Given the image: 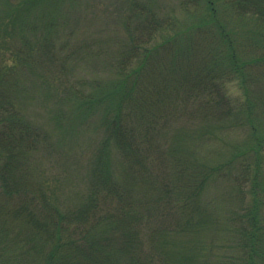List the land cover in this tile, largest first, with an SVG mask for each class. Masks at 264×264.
<instances>
[{
    "label": "trees",
    "instance_id": "obj_1",
    "mask_svg": "<svg viewBox=\"0 0 264 264\" xmlns=\"http://www.w3.org/2000/svg\"><path fill=\"white\" fill-rule=\"evenodd\" d=\"M198 1L181 0L185 24L170 9L135 6L138 20L127 17L112 80L93 83L87 97L76 91L103 138L86 189L74 196L63 198L58 179L53 184L45 170L38 173L45 137L20 115L19 89L3 64L0 264H264L259 162L236 163L264 144V78L249 69L264 66V50L252 57L264 46L248 43L264 36V0ZM18 58L24 65L27 51ZM233 78L244 94L231 101L222 92ZM198 117L223 119L220 129L245 137L223 145L229 157L216 159L212 149L198 164L194 147L218 137L214 126L196 124ZM234 164L241 166L236 206L208 209L203 193ZM250 177L251 187L241 190Z\"/></svg>",
    "mask_w": 264,
    "mask_h": 264
},
{
    "label": "rangeland",
    "instance_id": "obj_2",
    "mask_svg": "<svg viewBox=\"0 0 264 264\" xmlns=\"http://www.w3.org/2000/svg\"><path fill=\"white\" fill-rule=\"evenodd\" d=\"M198 2L203 3L202 0ZM180 3L181 0H29L24 3L22 0H0V70L3 64L11 66L9 76L19 89L15 92L20 102L19 113L45 137L40 144L44 151L38 154L36 169L38 173L45 170L53 184L58 179V193L63 198L86 189V176L103 138V133L94 128V117L83 114L79 107L77 92L87 97L92 95L93 83L105 86L112 80L113 55L126 32V23L130 21L127 17L133 22L138 20L132 13L135 6L159 11L170 9L185 24L188 20L180 10ZM200 11L202 13L205 8L201 6ZM49 20L52 23L49 24ZM241 34H236L239 46L245 39ZM251 42L256 48L263 47L264 36H250L248 43ZM21 50L28 55L22 66L18 58ZM263 50L252 51V57ZM249 69L254 77L264 78V66L253 64ZM7 88L4 83L1 89ZM223 90V96L231 101L242 99L244 94L239 79L235 78L225 82ZM194 122L214 126L212 129L218 135L207 139L203 146H193L198 164L205 163L212 149L215 155L211 156L225 159L228 154L223 145L238 143L246 134L240 129L235 133L220 129L224 123L220 118L203 121L198 117ZM257 151L244 154L246 158L236 157V163L259 162V188L264 189V144ZM240 168V165H231L226 177L210 183L203 193L208 209L223 212L236 206L234 196L239 192L235 171ZM113 171L119 173V165ZM251 184L250 177L240 189H249ZM158 204L162 206L161 202ZM171 208L173 213L174 206Z\"/></svg>",
    "mask_w": 264,
    "mask_h": 264
}]
</instances>
